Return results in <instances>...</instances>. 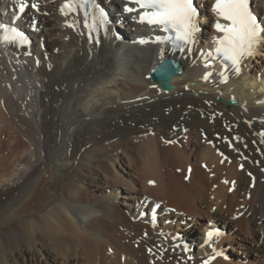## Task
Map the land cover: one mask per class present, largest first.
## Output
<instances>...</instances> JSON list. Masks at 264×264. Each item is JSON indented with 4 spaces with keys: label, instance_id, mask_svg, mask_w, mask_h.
Returning a JSON list of instances; mask_svg holds the SVG:
<instances>
[{
    "label": "bare ground",
    "instance_id": "obj_1",
    "mask_svg": "<svg viewBox=\"0 0 264 264\" xmlns=\"http://www.w3.org/2000/svg\"><path fill=\"white\" fill-rule=\"evenodd\" d=\"M95 4L105 23L80 0H0L26 38L0 40V264H264L230 247L247 215L264 253V32L236 72L215 0H193L183 51L132 1ZM249 10L264 29V0Z\"/></svg>",
    "mask_w": 264,
    "mask_h": 264
},
{
    "label": "snow or ice",
    "instance_id": "obj_2",
    "mask_svg": "<svg viewBox=\"0 0 264 264\" xmlns=\"http://www.w3.org/2000/svg\"><path fill=\"white\" fill-rule=\"evenodd\" d=\"M84 2H91L98 12L97 19L101 23L106 22L105 13L95 4V0H84ZM132 2L137 7L126 6L124 10L126 12L139 10V23H147L160 28L163 32L170 33L169 36H157L153 43L164 44L171 41L174 47H180V50L183 51L182 44L193 42V36L198 30L197 13L193 6V0H132ZM64 7L70 8L71 5L65 4ZM213 9L223 21L227 22L222 24L218 21L215 24L216 30L223 33L216 40V52L222 53L224 59L230 61L235 71L239 72L241 60L254 53L264 29L260 27L256 17L249 10V0H216ZM20 10L23 11V6ZM0 30H3L4 33L0 36V40L4 42H26L23 32L14 26L0 23ZM140 43H146V41L141 40ZM162 57L163 49H161ZM208 75L210 73L204 78L207 79ZM221 75L223 76L222 73ZM224 79L226 81V77ZM218 234L215 231H209L207 240L210 241L214 235Z\"/></svg>",
    "mask_w": 264,
    "mask_h": 264
},
{
    "label": "rangeland",
    "instance_id": "obj_3",
    "mask_svg": "<svg viewBox=\"0 0 264 264\" xmlns=\"http://www.w3.org/2000/svg\"><path fill=\"white\" fill-rule=\"evenodd\" d=\"M233 183H234V180H233ZM242 217V218H241ZM242 219V220H240V219ZM239 218L237 217V219H239L238 220V222H237V219L235 220V226H236V229L237 228H239V227H241L240 229H238V231L239 232H243V233H239V236H237V239H236V243H232L231 245H230V247H233L234 249H238V248H240V247H245V248H247L249 251H251V252H253L254 253V260H256V263H259V262H261L263 259H264V253H262V252H260V251H257L255 248L258 246V245H260L261 243H262V240H259V236L258 235H254V239H252L249 235H250V233L252 232L251 230H252V225L249 223V222H247V221H249V218H248V216L247 215H242V216H240L239 215ZM240 221H241V223H240ZM247 223H249V224H247ZM195 224L197 225V224H199L198 222H195ZM195 224H192V225H195ZM244 225V226H243ZM246 225V226H245ZM248 226V227H247ZM251 227V228H250ZM241 229H242V231H241ZM247 230V231H246ZM249 231V232H248ZM247 237V238H246ZM249 237V238H248ZM241 238V239H240ZM256 238V239H255ZM256 240V241H255ZM246 241V242H245ZM252 242V243H251ZM256 242V243H255ZM259 243V244H258ZM180 245V243H177V246H179ZM258 244V245H257ZM251 246V247H250ZM233 254V255H232ZM256 254V255H255ZM257 255H258V257H257ZM223 259H222V264H228L227 262H225V259L227 258L225 255H223V257H222ZM230 258H233L235 261L236 260H238L237 259V257H236V255H235V253L233 252V253H231V255H230ZM239 261V260H238ZM242 263L243 262H247V260L246 261H241Z\"/></svg>",
    "mask_w": 264,
    "mask_h": 264
},
{
    "label": "water",
    "instance_id": "obj_4",
    "mask_svg": "<svg viewBox=\"0 0 264 264\" xmlns=\"http://www.w3.org/2000/svg\"><path fill=\"white\" fill-rule=\"evenodd\" d=\"M182 67L179 62L174 59H164L159 66L152 72L151 77L154 80H161L164 87L169 86L171 76L180 74ZM229 104L236 103V99H229Z\"/></svg>",
    "mask_w": 264,
    "mask_h": 264
}]
</instances>
